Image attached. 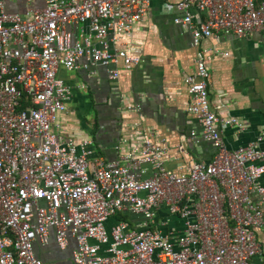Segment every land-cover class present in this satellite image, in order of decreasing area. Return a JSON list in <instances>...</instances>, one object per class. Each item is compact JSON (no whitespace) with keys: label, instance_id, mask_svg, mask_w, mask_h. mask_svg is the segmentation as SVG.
Instances as JSON below:
<instances>
[{"label":"built area","instance_id":"1","mask_svg":"<svg viewBox=\"0 0 264 264\" xmlns=\"http://www.w3.org/2000/svg\"><path fill=\"white\" fill-rule=\"evenodd\" d=\"M15 1L0 0V264H46L33 248L51 237L61 251L74 242L73 264H259L264 149H227L220 127L242 126L211 107L206 51L197 52L184 84L201 127L190 136L213 146L211 162L169 171L166 148L148 140L117 161L90 164V140L52 132L73 91L59 71L94 75L103 67L116 80L120 64L139 65L123 38L150 0H43L25 16L6 10ZM172 9L193 48L219 34L256 33L264 42L263 0H178ZM121 214L136 220L114 222Z\"/></svg>","mask_w":264,"mask_h":264},{"label":"crops","instance_id":"2","mask_svg":"<svg viewBox=\"0 0 264 264\" xmlns=\"http://www.w3.org/2000/svg\"><path fill=\"white\" fill-rule=\"evenodd\" d=\"M177 1L150 0L142 21L123 38L127 55L140 58L141 63L130 70L122 69L120 64L116 80L109 79L103 67H97L94 75L83 70L60 69L59 78L73 91L66 112L58 116L60 128L53 126L52 132L60 139L65 136L64 141L90 140V164L98 159L105 163L117 161L134 150H141L148 140L166 148L162 161L169 171L187 174L192 162H211L213 146L202 139L196 142L190 136L191 132L200 134L201 127L188 112L190 96L184 84L185 76L195 70L197 52L203 51H206L208 94L213 111L221 119H235L242 126L220 127L227 149L236 150L251 143L264 149V42L261 35L219 34L203 39L198 48H193L190 29L173 22L174 17L180 15L172 9ZM43 7V0H16L7 4L6 10L25 16L29 9ZM88 108L92 109L93 119L87 124L80 119L79 112ZM260 184L264 186V176ZM252 198L258 201L256 196ZM262 212L264 216V207ZM126 216L127 220H136ZM161 217L166 218V212ZM171 223L180 229L174 218ZM255 236L261 249L255 262L260 264L264 261V228L256 230ZM50 244L55 245L52 237L48 246ZM47 247L35 242V257L46 264H68L61 260V250L48 251Z\"/></svg>","mask_w":264,"mask_h":264},{"label":"rangeland","instance_id":"3","mask_svg":"<svg viewBox=\"0 0 264 264\" xmlns=\"http://www.w3.org/2000/svg\"><path fill=\"white\" fill-rule=\"evenodd\" d=\"M66 109H67V106H66ZM66 112V110H65ZM65 112H62V114H64ZM80 119L82 121H85L87 122V124L89 122H91V120L93 119V112H92V109L88 108V109H84V110H81L80 112ZM53 129V128H52ZM54 132H57V131H54ZM62 138H65V136H61ZM61 138V139H62ZM63 140V139H62ZM53 238V237H52ZM55 243V241H54ZM51 245V244H50ZM48 248V249H47ZM46 249L48 251H55V250H58V247L55 243V245H51V246H48ZM75 248V244L74 242L71 243L70 247H68V249H66L65 251H60L59 253L61 254V260L64 261V262H67L68 264H73L72 262V251L74 250ZM46 249H43V250H46ZM55 249V250H54ZM59 255V254H58ZM58 257V256H57Z\"/></svg>","mask_w":264,"mask_h":264},{"label":"trees","instance_id":"4","mask_svg":"<svg viewBox=\"0 0 264 264\" xmlns=\"http://www.w3.org/2000/svg\"><path fill=\"white\" fill-rule=\"evenodd\" d=\"M117 221H121V220H127V216L124 215V214H121V215H118L116 218H115Z\"/></svg>","mask_w":264,"mask_h":264}]
</instances>
